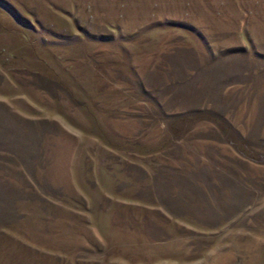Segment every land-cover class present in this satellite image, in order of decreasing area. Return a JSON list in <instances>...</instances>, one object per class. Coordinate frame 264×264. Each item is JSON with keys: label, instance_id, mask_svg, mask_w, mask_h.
Segmentation results:
<instances>
[{"label": "rangeland", "instance_id": "rangeland-1", "mask_svg": "<svg viewBox=\"0 0 264 264\" xmlns=\"http://www.w3.org/2000/svg\"><path fill=\"white\" fill-rule=\"evenodd\" d=\"M0 264H264V0H0Z\"/></svg>", "mask_w": 264, "mask_h": 264}]
</instances>
